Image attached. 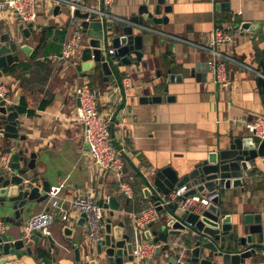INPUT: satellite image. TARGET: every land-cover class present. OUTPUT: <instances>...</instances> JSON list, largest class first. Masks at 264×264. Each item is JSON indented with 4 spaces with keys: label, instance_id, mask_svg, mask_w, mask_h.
<instances>
[{
    "label": "crops",
    "instance_id": "1",
    "mask_svg": "<svg viewBox=\"0 0 264 264\" xmlns=\"http://www.w3.org/2000/svg\"><path fill=\"white\" fill-rule=\"evenodd\" d=\"M99 1L85 0V3L97 5ZM144 1L114 0L111 12L129 19L138 14ZM225 1L230 2L229 10L222 7ZM164 5L170 6L171 10L166 12ZM164 5L160 16L168 17V22L159 24L156 29L202 43L209 41L215 26H230L237 14L239 20L235 22L234 41L223 50L231 52L238 62L253 70L229 62L227 69L232 83L228 87L216 84L209 71L202 81L186 78L182 83L169 84L166 91L168 66L183 63L185 67H195L198 62L209 61L212 54L188 42L146 32L143 39L145 55L140 69L136 65L122 66L119 77L110 75L108 81L104 80L101 69L82 76L74 63L60 58L69 15L63 7L55 13L54 5L40 3L31 36L21 37L22 43L33 47L31 56L20 53L19 62L8 67L0 79L8 99L12 100L20 89L18 109L23 123L20 133L26 135V139L0 138V155L14 154L21 148L27 153L36 151L39 172L35 181L43 178L55 189L62 183L64 186L57 192L58 206H53L55 199L51 196L48 201L36 205L21 226L7 222L0 214L6 227L3 234L9 240L19 239L32 217L43 211L54 215L52 235H42L39 242L29 239L26 245L32 247L33 254L8 260L5 264H75L74 245L79 244L83 252L85 245L95 242L88 236L86 222L83 227L76 226L72 236H66L63 229L80 219L81 215L73 210L71 201L88 190L106 202L116 196L120 207L115 211L114 225L123 222V232L131 233L134 245L148 240L144 234L137 236L128 214L139 210L151 199L144 194L147 181H152L157 171L168 166L183 177L209 152L228 148L237 136L252 134L247 125L264 117L263 93L258 86L259 76L254 72H262L260 62L264 60V0H165ZM5 10L0 12L1 30L21 31L27 26L9 9ZM243 22L251 23L250 28H241ZM126 75L133 80L132 86L127 88L121 83ZM83 82H89L98 91V107L102 113L114 118V137L125 135L126 180L134 190L133 198L123 196L113 171L92 164L88 157V140L82 124L76 119L79 100L75 91ZM169 95L175 100H167ZM142 96L163 98L160 102L142 103ZM252 162V177L247 178L244 189L220 191L223 213L231 214L234 221L244 213H262L264 216V157ZM66 214L67 220L63 218ZM108 217H111L110 209H106V220ZM189 234L194 235L188 228L181 238L171 236L170 241L182 242ZM156 243L162 245V242ZM151 260L153 264L164 263L163 256L154 253L142 263L125 257L124 264H149ZM251 260L254 259L248 261Z\"/></svg>",
    "mask_w": 264,
    "mask_h": 264
},
{
    "label": "water",
    "instance_id": "2",
    "mask_svg": "<svg viewBox=\"0 0 264 264\" xmlns=\"http://www.w3.org/2000/svg\"><path fill=\"white\" fill-rule=\"evenodd\" d=\"M164 4L165 0H145L139 6L138 14L129 18L132 23L108 20L101 22L96 19V13L91 14L92 21L84 19L82 26L88 35V46L82 50L81 62L76 65L77 71L86 76L101 69L104 80L108 81L110 75L119 77L122 66L136 65L140 69L145 55L144 33L150 32L142 26L156 28L159 24L168 22V17L160 16ZM222 7L229 10L230 2H223ZM59 9V5L55 6V13ZM164 10L169 12L171 7L164 5ZM77 15L81 18L88 17V13L80 11H77ZM250 25L249 22H243L241 28L249 29ZM33 29L34 23H29L21 31L12 28L0 29V79L7 73L8 67L14 62H19L20 53L31 56L33 47L22 43L21 37L29 38ZM111 48L114 49L113 53L109 52ZM260 65L262 75L257 80L264 101V60ZM209 71L208 61L198 62L195 67H185L183 63L170 65L167 67L165 90L168 91L169 84L182 83L190 77L202 81L206 79ZM162 98L142 96L140 101L160 102ZM166 99L174 101L175 97L169 95ZM19 105L20 89L12 100L0 97V138L15 141L26 139V135L20 133L23 123L20 120ZM121 107L122 105L117 109V113ZM110 128L113 131V121ZM27 152L25 148H21L14 154L10 153L8 164L1 162V156L5 153L0 155V214L7 222L17 226L24 223L25 216L30 214L36 205L50 199L52 190L48 180L40 178L35 181L36 173L39 172L38 153ZM258 157H264V139L258 142L254 134H246L235 137L228 148L209 152L205 159L198 162L194 169L183 177H179L177 171L168 166L155 173L152 184L147 181L144 187L145 197L156 203L161 200V194H168L173 188L185 183L195 185L186 196L197 193L213 196L211 203L200 212L180 207L176 210H163L159 206L162 214L160 220L150 223L143 234L150 241L162 242L155 253L157 256H163V264H264L263 214L244 213L234 221L231 214L223 213L220 204L221 189H244L248 183L247 178L252 177V161ZM99 204L110 209L111 217L106 220L104 238L94 245H85L83 252L82 247L75 244V264H124L125 257L133 261L134 243L131 241V233L123 232V222L114 225L113 217L120 207L116 196H111L108 202L101 199ZM85 222L86 214L82 213L78 221L64 226L65 235L72 236L74 228L83 227ZM154 226L156 228L152 229ZM188 228L194 235H186L182 242L170 241L171 236L181 238ZM242 233L246 234L243 236ZM42 235L36 230L30 234L23 231L19 239L9 240L6 235L0 233V264L25 254L32 255V247L26 244L29 239L39 242ZM251 258L254 260L248 261ZM149 264H153V261Z\"/></svg>",
    "mask_w": 264,
    "mask_h": 264
},
{
    "label": "built area",
    "instance_id": "3",
    "mask_svg": "<svg viewBox=\"0 0 264 264\" xmlns=\"http://www.w3.org/2000/svg\"><path fill=\"white\" fill-rule=\"evenodd\" d=\"M48 2L54 6L69 7V20L66 25L67 37L63 42L60 58L66 61H71L74 65L78 64L83 48L87 47L88 35L83 31L82 21L84 19L92 21L91 14H97V20L103 22H128L129 19H123L115 16L111 12V7L114 0H100L97 5H88L85 0H0V12L9 9L11 14H14L23 25L35 23L38 19V6L40 3ZM77 11L88 13L87 18H81L77 15ZM237 15V14H236ZM150 32H157L162 36H169L172 39L181 42H188L193 46L209 51L212 58L208 61L210 72L213 74V80L216 84L228 87L232 81L228 74L227 64L229 62H237L245 68L251 69L249 66L238 62L231 52L223 50V47L230 45L234 41L235 30L231 26H215L210 33L208 42L187 41L182 37L168 35L162 31H158L154 27L142 26ZM110 53L114 52L111 48ZM254 72L260 76L261 71ZM123 87H131L133 80L131 76L126 75L121 80ZM120 90V87H119ZM79 104L76 108V119L82 124L85 138L88 140V157L92 164H96L102 169L111 170L115 173L119 183L120 191L128 198L134 197V190L131 184L126 180L125 172V155L126 141L125 135L119 138L114 137L110 125L113 117L105 115L98 107V91L93 89L89 82L81 83L75 91ZM0 97L6 98L7 91L3 86H0ZM249 131L260 141L264 139V117H261L254 123L247 125ZM11 158L10 154H5L1 157V162L8 164ZM154 173V171H152ZM152 184V181L148 180ZM64 186V183L61 184ZM52 188L50 195L55 200L53 206H57V192L61 188ZM195 185L185 183L181 186L173 188L168 194H161L159 203L150 199L143 206L129 214L131 224L137 236H142L144 231L149 228L150 223L158 221L161 218L159 206L166 210L170 208L176 210L178 207L189 210L202 211L212 201V195L200 194L189 195L185 194ZM72 208L80 215L86 214V227L89 238L97 242L104 238L106 224V209L99 204L93 191H83L72 199ZM197 211V212H200ZM65 220L68 215H64ZM54 221V215L51 212L43 211L40 214L32 217L25 224V231L30 234L33 230L40 231L45 236L52 235L51 225ZM5 222L0 218V233L5 231ZM160 245L153 241L143 240L138 241L133 247V256L139 262H144L154 256V253Z\"/></svg>",
    "mask_w": 264,
    "mask_h": 264
},
{
    "label": "rangeland",
    "instance_id": "4",
    "mask_svg": "<svg viewBox=\"0 0 264 264\" xmlns=\"http://www.w3.org/2000/svg\"><path fill=\"white\" fill-rule=\"evenodd\" d=\"M7 10V9H6ZM5 10V11H6ZM63 10H64V12L66 13V14H68L69 15V12H70V10H69V7L68 6H63ZM238 20H239V18H238V16L235 14L234 16H233V18H232V24L230 25L231 26V28H234V30L236 29V27H235V22L237 21L238 22Z\"/></svg>",
    "mask_w": 264,
    "mask_h": 264
},
{
    "label": "trees",
    "instance_id": "5",
    "mask_svg": "<svg viewBox=\"0 0 264 264\" xmlns=\"http://www.w3.org/2000/svg\"><path fill=\"white\" fill-rule=\"evenodd\" d=\"M37 53H38V51H36V53H35V55H34L35 57L37 56Z\"/></svg>",
    "mask_w": 264,
    "mask_h": 264
}]
</instances>
